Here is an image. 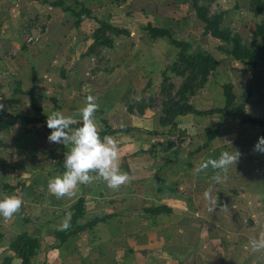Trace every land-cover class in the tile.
Segmentation results:
<instances>
[{
    "label": "crops",
    "instance_id": "obj_1",
    "mask_svg": "<svg viewBox=\"0 0 264 264\" xmlns=\"http://www.w3.org/2000/svg\"><path fill=\"white\" fill-rule=\"evenodd\" d=\"M53 1L0 0V28H6L0 31V50L6 53L10 47L24 48L22 33L35 29L36 18L32 15L41 5L49 7L48 11L53 10L55 15L52 14L59 19L63 11L47 4ZM77 1L85 7L89 2L96 4L94 0ZM18 20L26 25L19 26ZM4 37H9L10 41L6 42ZM58 90L60 97L52 98L49 112L44 115L57 110L66 116L77 115L85 105V97L77 96L78 89L74 91L69 86H59ZM87 90L83 86L80 93ZM115 110L124 112L115 113ZM95 115L103 126L101 137L112 135L119 143L121 170L134 179L118 190L109 189L102 180L95 181L91 185H81L70 197L57 199L48 191L47 184L49 179L65 170L64 155L71 145L65 147L49 142L48 149L45 147L37 155L49 154V161L39 157L32 165L17 170L14 183L5 181L3 176L0 179V198L15 194L24 201L21 210L11 219L0 216V264L5 258H11V264H20V259L8 246L22 232L40 242L31 264H233L235 260L248 264L252 252L249 239L264 233V204L262 212L255 217L251 210L255 207H250L252 201L236 199L238 192L234 191L231 197L228 190L236 174L245 186L250 168L243 161L238 163L242 164L240 168L230 167L223 181L227 186L224 191L218 188L219 183L211 180L214 174L211 168L200 173L194 171L206 159L218 158L222 147L233 151L231 147L238 137L235 138L224 125L229 116L212 128L217 132L206 147L202 148L205 133L203 144L189 151V143L182 134L185 127L190 128L188 120L196 116L194 114L178 116L174 132H169V126L159 125L161 109L154 107H146L139 113L134 108L133 112H127L120 104L107 107L102 103ZM154 131L161 134H151ZM50 133L39 132L47 136ZM225 138L231 145L224 143ZM246 150L248 148L239 149L243 154ZM259 176L263 178L264 171L259 172ZM263 183L264 179L259 185ZM209 187L214 188L213 199L217 198L216 207L212 205L213 211H209L210 205L204 197ZM220 193L228 196L222 199ZM81 199L82 215L77 217L72 229L63 228L65 222L70 225L75 213L72 207ZM237 211L243 216L235 222L233 217ZM68 213L71 216L66 220ZM92 221L95 224L87 226ZM80 226L81 230L68 236L65 242L59 240V231L70 233ZM252 254L258 256L259 264H264V252Z\"/></svg>",
    "mask_w": 264,
    "mask_h": 264
},
{
    "label": "rangeland",
    "instance_id": "obj_2",
    "mask_svg": "<svg viewBox=\"0 0 264 264\" xmlns=\"http://www.w3.org/2000/svg\"><path fill=\"white\" fill-rule=\"evenodd\" d=\"M197 1L208 7L211 14L222 13L223 25L240 33L244 44L251 48L264 44V39L253 40L252 36L256 26L264 23V11L254 17L249 0ZM66 2L71 7L76 5L75 0ZM94 2L96 4L89 2V6H86L90 8V15L78 19L70 12H63L59 19L55 18L53 10L48 11L49 7L41 5L32 15L36 18L35 29L21 32V43L24 44L29 35H36V41L24 44L22 50L20 47H10L6 50L7 54L0 50V59L4 60L0 61V104L4 105L0 112L32 117L47 114L52 98L60 97L57 92L62 85L74 91L78 89L79 97H96L99 105L104 103L107 107H117L120 104L127 112H133V108L138 112L141 105L149 103L159 110L164 102L177 100L176 94L184 78L171 67L178 61L179 49L163 39L151 38L146 31V26L151 25L168 29L174 39L187 42L191 50L212 55L218 60L217 67L208 73L207 82L196 89L193 96H188L189 104L199 111L220 108L224 106L222 85L231 84L235 102L243 104L245 109L247 107L248 113L264 117V63H258L250 70L246 65L232 60L225 50L229 46L203 34V23L196 17L192 0H131L130 4L128 0ZM16 22L12 24L16 25ZM18 23L21 27L26 25L21 20ZM100 23L121 31L118 32L120 35L106 30L105 35L111 38L113 45L95 48L87 53ZM5 30V27L0 28V31ZM3 39L10 41L9 37ZM34 73L36 78L33 84ZM83 86L88 88V92L81 94ZM101 88L104 91L101 92ZM133 91H136L135 94ZM33 98H38L35 104L39 109L37 112L33 109ZM224 120L225 117L218 114L192 116L188 120L190 128L185 127L182 134L189 143V151L203 144L207 127L212 129ZM224 125L235 138L238 137L231 147L233 151L248 148L246 153H242L240 161L250 168L245 186L238 179V174L234 181L230 180L233 184L229 186V196L232 197L234 191L238 192L236 199L252 201L250 207L257 210L251 209L255 212L253 216L258 217L264 204V183L259 185L264 179L259 176V172L264 171V153L253 151L261 137L259 127L246 125L233 117H228ZM40 131L47 133L41 123L25 124L19 119L11 128L0 131V179L3 176L5 181L14 183L17 181V170L32 165L39 157L46 160L50 157L49 154L37 156L39 151L49 147L47 134H39ZM189 136L190 139L187 138ZM192 137L195 138L194 142ZM219 151L226 149L222 147ZM236 166L240 168L242 164ZM218 188L224 191L227 189L226 183H219ZM222 195L220 193L222 199L228 196L226 193ZM238 212L232 216L235 222L240 220V215L243 216ZM248 260V264H259L258 256L252 252ZM241 262L235 260L233 264Z\"/></svg>",
    "mask_w": 264,
    "mask_h": 264
},
{
    "label": "trees",
    "instance_id": "obj_3",
    "mask_svg": "<svg viewBox=\"0 0 264 264\" xmlns=\"http://www.w3.org/2000/svg\"><path fill=\"white\" fill-rule=\"evenodd\" d=\"M192 7L196 14L197 19L203 23V34L210 35L213 38L220 40L229 46V49H225L227 55L241 64H244L248 69L252 70L256 67L258 63H264V44L256 45L251 48L244 44L240 33L233 31L228 25H223L224 15L222 13L211 14L209 8L201 5L197 0H192ZM249 8L253 13L254 17H258L264 11V0H249ZM52 7H58L63 12H70L71 15L77 19L82 16H89L90 11L84 6V4L79 3L75 0V6L71 7L66 4V0H55L51 3L47 2ZM100 27L94 31L93 43L88 48L87 53L91 52L95 48L99 47H111L113 45L110 37L105 35L106 30L115 32L119 34L121 32L106 23H100ZM28 29H26L27 31ZM146 31L149 36L153 39L160 38L165 40L169 45L174 46L179 49L178 61L174 63L171 69L178 75L184 78L183 83L177 91V100H170L163 103L161 108V116L159 118V125L161 127L169 126V132H174L177 128V123L175 119L178 116H184L187 114L194 115H214L218 114L221 117L229 116L239 119L244 124H249L252 126L259 127L261 129L260 136H264V117H259L248 113L243 104H237L235 102V95L232 91L231 84L222 85V95L224 97V106L211 108L207 111H199L188 103V96H193L196 89L200 88L204 83L207 82V75L210 71H213L217 65L218 60L212 55L204 54L190 49V45L187 42L179 41L173 38L171 32L166 28L153 27L151 25L146 26ZM39 34V33H38ZM253 40L258 38L264 39V23L256 26L252 33ZM24 44L28 45L26 41ZM191 50V51H190ZM33 84L36 78L35 73L33 74ZM19 86V83H17ZM19 89V87H18ZM33 109L37 112L39 109L35 106L38 102V98H33ZM146 107H151V103L146 106H140L139 113L143 112ZM23 121L25 124L41 123L45 130L51 131L47 128L46 119L47 115H40L39 117L30 118L22 115H12L5 112H0V131L11 128L17 123V120ZM80 124L74 125L73 127H79ZM217 129L206 128V141L203 147L213 140ZM151 134L159 135L158 131H154ZM83 200L77 201V203L72 207L75 209V213L72 216L69 228H73L76 223L78 216H81ZM95 221L88 223L87 226L94 225ZM81 226L74 231L67 233L66 231H59V240L65 242L68 236H71ZM9 250L20 259V264H31L32 259L37 255L40 249V242L38 239L30 237L28 233L22 232L14 239H12L8 246ZM2 264H11V258H5Z\"/></svg>",
    "mask_w": 264,
    "mask_h": 264
},
{
    "label": "clouds",
    "instance_id": "obj_4",
    "mask_svg": "<svg viewBox=\"0 0 264 264\" xmlns=\"http://www.w3.org/2000/svg\"><path fill=\"white\" fill-rule=\"evenodd\" d=\"M3 107L4 105L0 104V110ZM98 110L97 98L89 95L84 107L79 109L75 116H66L58 110L47 115V128L51 130L47 137L48 142L63 144L65 147L71 145L64 155L65 170L61 175L49 179L47 184L48 191L57 199L70 197L81 185H91L95 181L102 180L109 189L118 190L134 179L128 172L121 170L117 139L112 135L101 137L103 126L95 115ZM77 124L80 126L73 127ZM224 143L231 145V141L226 138ZM253 151L264 153V136L258 138ZM241 156L239 150L223 151L218 158L203 161L194 171L200 173L211 168L214 172L211 180L222 183L229 168L236 166ZM212 191V187H209L204 192V197L210 205L209 211H213L217 204V198L213 199ZM23 203V199L18 195H3L0 198V216L6 220L11 219L21 210ZM70 216L71 213H68L66 220L70 219ZM62 227L66 229L69 224L65 222ZM248 246L254 253L264 252V233L250 238Z\"/></svg>",
    "mask_w": 264,
    "mask_h": 264
},
{
    "label": "built area",
    "instance_id": "obj_5",
    "mask_svg": "<svg viewBox=\"0 0 264 264\" xmlns=\"http://www.w3.org/2000/svg\"><path fill=\"white\" fill-rule=\"evenodd\" d=\"M36 39H37L36 35L35 36L29 35L28 38L26 39V43L32 44V43H34L36 41Z\"/></svg>",
    "mask_w": 264,
    "mask_h": 264
}]
</instances>
